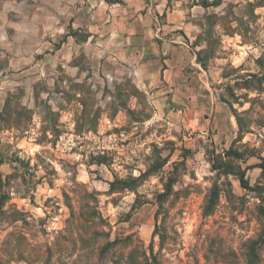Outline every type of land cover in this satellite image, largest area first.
<instances>
[{
  "label": "rangeland",
  "instance_id": "374dc122",
  "mask_svg": "<svg viewBox=\"0 0 264 264\" xmlns=\"http://www.w3.org/2000/svg\"><path fill=\"white\" fill-rule=\"evenodd\" d=\"M80 1L0 0V197L6 209L26 214L25 224H0L1 261L145 263L152 246L149 264H243L247 240L264 236V197L224 175L223 162L231 165L226 171L245 170L251 187L264 186V172L252 167L258 152L264 157V127L255 124L264 103L263 110L254 106L251 132L238 141L226 105L205 96L191 103L162 100L160 91L152 96L102 39L75 29ZM182 3L197 33L192 48L207 62L193 81L198 93L226 96L233 76L223 77L243 61L242 72L260 71L264 0ZM229 150L242 159H227ZM169 176L175 195L153 237L155 197ZM215 183L220 200L203 217ZM256 255L264 264V244Z\"/></svg>",
  "mask_w": 264,
  "mask_h": 264
},
{
  "label": "crops",
  "instance_id": "0c3cea01",
  "mask_svg": "<svg viewBox=\"0 0 264 264\" xmlns=\"http://www.w3.org/2000/svg\"><path fill=\"white\" fill-rule=\"evenodd\" d=\"M182 2L187 0H81L74 12V27L87 39H102L106 53L128 64L135 82L152 96L160 91L162 100L187 103L205 96L215 107L226 105L212 92L201 95L193 83L201 66L200 49L192 48L197 33ZM217 54L208 62L218 60ZM243 62L235 68L243 69ZM226 109L231 112L227 105Z\"/></svg>",
  "mask_w": 264,
  "mask_h": 264
},
{
  "label": "trees",
  "instance_id": "16d2710c",
  "mask_svg": "<svg viewBox=\"0 0 264 264\" xmlns=\"http://www.w3.org/2000/svg\"><path fill=\"white\" fill-rule=\"evenodd\" d=\"M200 5L203 7H217L220 5V0H200ZM87 37V36H86ZM212 54L209 53L208 57ZM211 58V57H210ZM197 60L199 64L202 67H206L205 63L206 61L202 57V53L199 52L197 54ZM262 57H259L255 59V64L258 66L259 70L256 73H250V72H242L244 69L242 67L238 68H232L230 69V72L226 74L223 78H227L229 76H233L232 84L228 82L225 85V91L226 96L224 94L219 95L220 100L225 103L228 108L231 111L232 116L234 117L236 126H237V134H238V141H241L243 137L246 134H249L251 131L250 125L252 123L251 121V115L254 110V106L257 105L263 110V97L264 94V66L262 62ZM241 91H245V93H240ZM251 93L255 94V97L250 98L249 95ZM246 104L249 105L247 109H244L243 111H238V109L234 108V105H237L238 108H243ZM255 124L263 128L264 127V117L260 118V121H255ZM262 136V135H259ZM257 153L256 149H251L249 151ZM243 154L240 152H236L233 150H229L225 153V157L227 159H233L235 161H240L242 159ZM253 155H248V157ZM226 159V160H227ZM257 159L260 161V163L252 166L255 168H259L262 172H264V157L261 156V153L258 152ZM223 166L225 167L223 174L228 175L231 174L235 176L240 184V187L247 191L257 192L260 195H263L264 197V186H256L251 187L245 178V170H241L238 168L237 171H233L232 169H229L226 171V168L230 167L225 162H223ZM222 167V168H224ZM213 168V167H212ZM214 169V168H213ZM176 183V179L174 176L167 177L165 183L163 184V192L159 193L155 197V204L157 206V210L155 213V224H154V231H153V237L155 235H158V217L162 215L163 217V224L166 220L167 215V202L168 200L175 195V192L173 191L174 184ZM113 185L112 183H110ZM109 184V185H110ZM230 190V189H229ZM221 187L220 185H217L216 183L213 184L209 189L207 194L204 197L203 205H202V216L203 217H209L212 216L215 212V209L218 205V202L220 200L221 196ZM5 197H0V224L6 225V226H15L18 223L25 224L26 223V214L22 211L16 209L15 207H8L7 209L6 204L7 201L3 200ZM163 228V227H162ZM94 234V233H93ZM160 238V247H163L164 243V235H159ZM264 244V236L262 238L256 239V240H247L246 242V259L243 264H258V259L256 255L257 248ZM11 257L8 258L6 263L10 261H14ZM142 256L144 257L145 263L141 262H132L127 264H149L150 260L154 259V253L152 246L149 247V257H146V254L143 253ZM18 260H27L24 253H19V259ZM4 262V263H3ZM0 264H5V261H1ZM43 264H49V261H45Z\"/></svg>",
  "mask_w": 264,
  "mask_h": 264
}]
</instances>
